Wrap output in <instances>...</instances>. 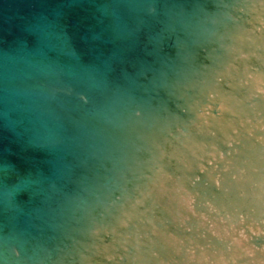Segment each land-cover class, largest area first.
Wrapping results in <instances>:
<instances>
[{
    "label": "water",
    "instance_id": "1",
    "mask_svg": "<svg viewBox=\"0 0 264 264\" xmlns=\"http://www.w3.org/2000/svg\"><path fill=\"white\" fill-rule=\"evenodd\" d=\"M0 264H264V0H0Z\"/></svg>",
    "mask_w": 264,
    "mask_h": 264
}]
</instances>
